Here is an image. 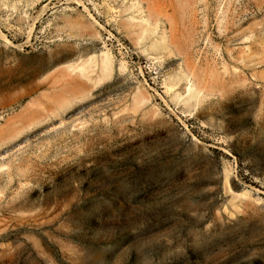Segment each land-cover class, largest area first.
<instances>
[{
	"label": "rangeland",
	"instance_id": "1",
	"mask_svg": "<svg viewBox=\"0 0 264 264\" xmlns=\"http://www.w3.org/2000/svg\"><path fill=\"white\" fill-rule=\"evenodd\" d=\"M0 264H264V0H0Z\"/></svg>",
	"mask_w": 264,
	"mask_h": 264
}]
</instances>
